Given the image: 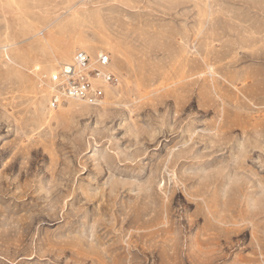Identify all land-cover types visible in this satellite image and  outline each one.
Returning <instances> with one entry per match:
<instances>
[{"label":"rangeland","instance_id":"374dc122","mask_svg":"<svg viewBox=\"0 0 264 264\" xmlns=\"http://www.w3.org/2000/svg\"><path fill=\"white\" fill-rule=\"evenodd\" d=\"M0 264H264V0H0Z\"/></svg>","mask_w":264,"mask_h":264},{"label":"built area","instance_id":"2783aa9c","mask_svg":"<svg viewBox=\"0 0 264 264\" xmlns=\"http://www.w3.org/2000/svg\"><path fill=\"white\" fill-rule=\"evenodd\" d=\"M118 82L107 54L93 57L79 52L72 62L63 65L50 79L49 107L58 110L70 101L102 106L106 100V89Z\"/></svg>","mask_w":264,"mask_h":264},{"label":"bare ground","instance_id":"6f19581e","mask_svg":"<svg viewBox=\"0 0 264 264\" xmlns=\"http://www.w3.org/2000/svg\"><path fill=\"white\" fill-rule=\"evenodd\" d=\"M74 102V101H73Z\"/></svg>","mask_w":264,"mask_h":264}]
</instances>
